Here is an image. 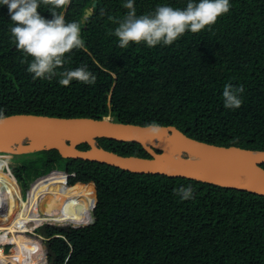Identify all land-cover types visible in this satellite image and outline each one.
<instances>
[{"label":"trees","instance_id":"obj_1","mask_svg":"<svg viewBox=\"0 0 264 264\" xmlns=\"http://www.w3.org/2000/svg\"><path fill=\"white\" fill-rule=\"evenodd\" d=\"M66 0L41 4L39 14L78 22L85 47L66 54L57 71L86 66L93 85L60 77L34 78L31 57L15 46L6 6L0 5V111L57 117H111L123 123L173 125L191 138L221 146L264 150V0H230V11L210 28L186 32L169 46L130 43L110 33L127 0ZM188 0H134L137 16L158 5L183 9ZM92 14L82 23L85 10ZM26 60L25 63H21ZM226 84L243 85L242 106L224 107ZM120 155L149 157L139 143L98 139ZM79 149L89 148L81 144ZM8 165L22 188L61 173L69 188L52 193L81 197L73 225L50 241L54 264H264V196L182 177L136 174L106 164L63 158L57 150L12 156ZM10 159V160H11ZM264 168V164L261 165ZM191 185L193 198L176 191ZM91 205V212H90ZM92 213V215H91ZM93 216V218H92Z\"/></svg>","mask_w":264,"mask_h":264},{"label":"water","instance_id":"obj_2","mask_svg":"<svg viewBox=\"0 0 264 264\" xmlns=\"http://www.w3.org/2000/svg\"><path fill=\"white\" fill-rule=\"evenodd\" d=\"M95 4L96 0L92 6ZM91 14V8L86 9L82 23ZM5 117L0 124V154L6 156L54 149L63 158L102 163L136 174L189 178L264 196V150L211 144L191 138L173 125H157L158 130L152 131L147 125L118 122L111 117L25 113ZM100 138L139 143L149 157L124 156L107 150L99 145ZM81 144L89 148L81 150ZM47 226L43 224L39 230L45 238ZM54 228L69 229L66 225ZM45 250L49 264H54L56 254L47 240Z\"/></svg>","mask_w":264,"mask_h":264},{"label":"clouds","instance_id":"obj_3","mask_svg":"<svg viewBox=\"0 0 264 264\" xmlns=\"http://www.w3.org/2000/svg\"><path fill=\"white\" fill-rule=\"evenodd\" d=\"M65 3L66 0H0V5L6 6L8 9L13 25L10 27V33L16 48L22 51L25 57L32 58L31 62L28 63L27 71L33 74L34 78L51 80L59 76V83L62 86H68L73 80L93 85L96 82V76L86 66L74 70L57 71L67 63L66 54L74 49L85 47V41L81 38V26L78 22H66L64 16L55 11L51 12L52 19H46L39 14L38 9L41 4H51L54 8H62ZM123 7L128 11L122 19L109 17L110 21L118 25L110 35L118 38L120 48H127L130 43H144L152 48L157 45L169 46L186 32L195 34L210 28L219 17L230 11L231 4L230 0H188L183 9L158 5L153 13L141 16L136 14L134 0H127ZM25 62L26 60L21 61V63ZM244 91L243 85L234 87L231 84H226L222 92L224 107L226 109H239L242 106L241 97ZM5 120L6 117L0 111V124L4 123ZM147 127L152 131L158 130L155 122L147 125ZM9 161V165L14 164L11 160ZM3 166L0 164V167ZM7 173L9 172L7 171ZM9 174L17 181L11 173ZM37 179L43 178H36L35 180ZM63 179L65 185L69 187L65 177ZM35 180L30 182L25 189L17 181L23 194L33 185ZM176 194L182 200H190L193 198L192 186H182L176 191ZM44 224H48L45 228L47 237L48 234H60L50 233L49 227L65 226L64 224L53 225L47 222ZM89 224L91 223L86 225ZM66 226L71 228L69 225ZM43 244L45 246V241Z\"/></svg>","mask_w":264,"mask_h":264},{"label":"built area","instance_id":"obj_4","mask_svg":"<svg viewBox=\"0 0 264 264\" xmlns=\"http://www.w3.org/2000/svg\"><path fill=\"white\" fill-rule=\"evenodd\" d=\"M3 156L7 157L6 155L0 154V164L4 165L3 167H0V171L11 176L9 173H7L6 170V167L10 164V161L8 159L3 158ZM38 180L39 179L35 180L34 183ZM15 185L16 188L18 189L20 200L21 201L23 200L24 204L21 203L17 207V212H21V217L19 218V220L16 221V223L11 224L10 223L11 217H9L8 214L9 204H7L8 203L7 199L5 200L4 197H2V194L4 192L3 190H5L6 187L3 185V183H0L1 186L0 187V264H23L19 261L21 257L24 259H31L32 261L30 264H49V259L46 254L43 241H45L46 239L50 241L51 239L58 237L65 239V236L62 234H48L47 238L43 237V235L39 232V229L44 223L46 222L49 223V222L45 220L40 221L42 219L41 204L39 202L40 200L37 198V201L35 200L36 202L31 201L30 190L32 186L29 189L25 190V193L22 195V189L16 180H15ZM36 217H39L38 224H36V222L38 221ZM50 224L59 225L56 223H50ZM62 224L69 225L71 228H77L79 226H83V225L76 226L66 221ZM18 237L20 238L24 237V239L21 240L20 244L15 240H11V238H18ZM27 238L33 240L34 239L39 240L43 248L42 250L35 251L36 254L34 256L29 254V256L27 255L26 257H23L22 254H24L27 251H30L27 250L26 248L27 246H25V239ZM32 258L35 259L33 260Z\"/></svg>","mask_w":264,"mask_h":264},{"label":"bare ground","instance_id":"obj_5","mask_svg":"<svg viewBox=\"0 0 264 264\" xmlns=\"http://www.w3.org/2000/svg\"><path fill=\"white\" fill-rule=\"evenodd\" d=\"M0 174L4 176L5 178H7L10 182H12V184L15 185V180L12 178V176H9L8 174L2 171H0ZM63 177L64 176L61 173H52L50 175L45 176L43 179H39L38 181L33 183L31 190H30V193H31L30 198L32 202L35 200L37 201V198L40 200L39 202L41 204V213H42V219L40 221L45 220V221H48L49 223H56L60 225L64 223L63 222L64 220L69 221L71 218V214L73 212L78 211V209L83 207L81 197L75 194H66V199H67L66 204L62 206L61 208H59V205L55 201H53L52 196H51L53 192L58 191V190H65L66 186H65ZM14 192H15L14 193L15 198L11 201H8L7 203L9 204L8 214H9V217H11L10 218L11 224L16 223V221L19 220V218L21 217V212H17V207L21 203L24 204L23 200L22 201L20 200L16 185H15ZM2 197L6 199L4 194H2ZM38 215H35V216H38ZM36 219L38 220L36 224H38L39 217H36ZM22 239H24V237L23 238H20V237L11 238V240H15L19 244L21 243ZM25 246H27L26 247L27 250H30V251H27L24 254H22L23 257H26L27 255L29 256V254L34 256L36 254L35 251L42 250L43 248L39 240L37 239L33 240L29 238L25 239ZM32 259L34 260L35 258H32ZM19 261L23 264H30L32 260L24 259L21 257Z\"/></svg>","mask_w":264,"mask_h":264},{"label":"rangeland","instance_id":"obj_6","mask_svg":"<svg viewBox=\"0 0 264 264\" xmlns=\"http://www.w3.org/2000/svg\"><path fill=\"white\" fill-rule=\"evenodd\" d=\"M3 158L10 160L12 157H4L3 156ZM11 161H12V163L15 164V160L11 159ZM0 183H3V185L6 187V189L4 188L5 190H3L4 191L3 194L6 197V199H8L7 202L13 200L15 198V195H14V193H15L14 192L15 185L12 184V182H10L7 178H5L4 176H2L1 174H0ZM22 195H23V191H22ZM71 220H72V217L70 218L69 221L71 222ZM65 221L66 222H69L67 220H64L63 222H65Z\"/></svg>","mask_w":264,"mask_h":264}]
</instances>
